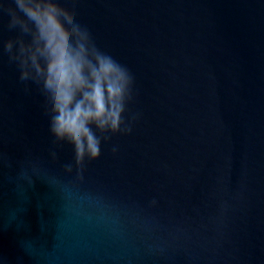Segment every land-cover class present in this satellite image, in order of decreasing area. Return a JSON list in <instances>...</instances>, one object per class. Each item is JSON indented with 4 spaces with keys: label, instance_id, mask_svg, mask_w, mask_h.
Listing matches in <instances>:
<instances>
[{
    "label": "water",
    "instance_id": "1",
    "mask_svg": "<svg viewBox=\"0 0 264 264\" xmlns=\"http://www.w3.org/2000/svg\"><path fill=\"white\" fill-rule=\"evenodd\" d=\"M61 2L130 69L139 116L80 178L0 54V264H264V0Z\"/></svg>",
    "mask_w": 264,
    "mask_h": 264
},
{
    "label": "clouds",
    "instance_id": "2",
    "mask_svg": "<svg viewBox=\"0 0 264 264\" xmlns=\"http://www.w3.org/2000/svg\"><path fill=\"white\" fill-rule=\"evenodd\" d=\"M3 14L15 35H0V54L15 63L20 81H31L44 97L51 158L57 159L56 147L71 145L81 178L86 162L100 156L102 142L131 133L139 116L129 110L136 94L134 76L97 45L61 0H5ZM63 168L70 173L73 164Z\"/></svg>",
    "mask_w": 264,
    "mask_h": 264
}]
</instances>
